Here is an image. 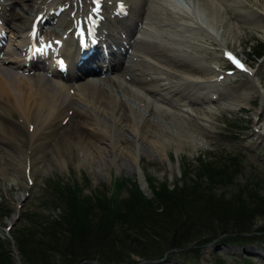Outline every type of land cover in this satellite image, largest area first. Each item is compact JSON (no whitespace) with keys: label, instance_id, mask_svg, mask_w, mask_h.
Returning <instances> with one entry per match:
<instances>
[{"label":"rangeland","instance_id":"1","mask_svg":"<svg viewBox=\"0 0 264 264\" xmlns=\"http://www.w3.org/2000/svg\"><path fill=\"white\" fill-rule=\"evenodd\" d=\"M2 1L10 3L12 2L11 7L12 10H15V12L26 13V11H28L29 13V6H25L23 10L21 4L27 2V0ZM175 1L174 2L176 4V8L172 9V11L174 13L173 15L178 18L176 20L180 22L182 18L183 24H192V21L195 19L194 21H196V23L193 24L196 27L202 28L200 29V35L203 38H206L203 39L201 37V39H198L199 41L196 40L195 47L197 49L201 48L197 51L205 60L202 63V67L196 64L194 60L190 58H185L184 60H176V58H173L172 60L171 58V60L173 61L172 64L177 68L179 66L182 71H185L187 69L192 70V72H185L192 73V76H199V80H205V82H210V77L208 76L212 73L210 67H215V69H217L216 71L220 74V78H217L218 81L216 80L219 84L217 87H215V90H218L219 86L221 88L219 91L220 99L214 98L209 102L200 100L190 103L189 106L193 109V111H190V109L187 108L186 112V107H182L179 104L175 105L169 103L166 99H163V93H161L160 91L157 93H152L138 83L132 82V85L128 83L131 89L142 95V98H147V100H149L153 104V107L155 106L157 107V109L167 108L168 110H170L169 108H171L176 113L188 116L189 121L186 124L183 123V125L181 123H177L175 120H169L167 116H165L164 118V114H161L160 110L159 112L154 113V116H152L155 119L161 120L164 125H166V122L169 130H175L176 132L181 131L182 134H185V138L183 137L184 139L182 138L183 140H180V143L177 147L174 144H170L171 146L167 144V149L164 148L163 151H156L153 147L155 145L153 141H147V144L141 143L137 140H135V142L133 140H125L124 143L123 141H120V143H116V153L122 154L131 152L136 158L135 162L133 163L128 161L131 160V158L129 159V157L124 156L126 158L125 159L119 156V158L117 157L115 163L112 162L103 164L102 162H100V160H97V158L96 161L95 159L92 160L88 154H92V156L96 155L99 158V152H97L99 150L96 148L95 144L99 145V149H104V151H107L109 150L107 148H110V142L108 138L101 136V133L97 132V126L93 123L92 120H89V124H85V130L83 131L84 136H82L83 138H79V134H76L70 140L68 139V141L65 142L67 151V162L65 164H63L64 162H60L59 158H56L53 155L54 151L52 150L50 143H47L48 145L46 150L40 149L39 153H36V150H33V152H31L32 154L30 153L31 159H33L36 154L37 156L43 157V159L35 160L33 164H30V166L29 164H27L24 165V167L22 164H17L16 161H12V164H14L16 169L13 170L11 169L12 167H10L9 173L0 174V248L3 249V251L7 250L6 252L8 255V260H11L10 262L12 264H29L28 257L26 258L24 255L22 256L18 249L15 240L16 238L14 237L15 234L25 232L27 229L33 230L34 228H36L39 230V228H42L37 225L32 226L33 220L38 217L37 215L53 219V217L57 218L58 214L61 213V207L56 204L58 203V201L56 200L57 198L53 196L54 194L52 192V184L55 181H61V183L62 180L63 182H78L80 188L82 189L83 195L95 194L97 190H99V192L105 193V191H107L111 187L112 182H114L115 179H118L119 177H124L125 179L128 178L131 179L132 182L136 181L137 183V181L141 178V175L144 177V179L146 176H151L155 179L153 180L154 183L166 180L169 184V187L172 188L174 182L179 181V178H181V168H183L184 165L189 163L196 164L197 159L206 158L207 156H209V158H220V156L225 157L227 155L231 156L235 154L240 157V160L243 163L242 173H240V175L236 178L237 182L243 183L246 180L253 182V180L257 179V177L263 178L264 181V115H261L262 111L260 109L261 107L259 101L261 96L259 97L256 90L254 89V85L252 84V82L256 83L258 89L264 94V54L262 58H258L255 60H252V54L247 55L249 45L257 44V42H264V0H239V2L235 0L236 4H234V0H220L222 1V5L225 3L219 11L220 19L219 17L216 19L210 16L208 14V8L204 9L201 2L200 4H197L193 0ZM72 2L74 4L80 2L81 4L86 5L85 2L87 1H47L45 7L47 8L51 4V7L53 8L60 5L64 10L61 9L62 14L59 16V18H75V9H72V5H70V3ZM183 4L186 7H184ZM191 4L192 7H190ZM144 6L146 7V5ZM182 6L184 10L181 9ZM187 7L188 9H185ZM193 7L196 8L194 9ZM129 10L130 11L128 12V15L125 16L123 21L128 22V24L131 23V26L133 27L136 22V14L139 13V11L141 12V10L143 9L139 6H136V4H133L131 5ZM202 10L204 13L200 12ZM247 10L250 11L251 14H253L251 18L244 15V12ZM103 11L106 12V15L110 16V11L106 2L105 5H103ZM206 13L208 15H206ZM183 14H185V16H183ZM197 14L201 15L199 17L202 18L203 14L205 15L203 19L197 21V17H195ZM210 17L215 22H213ZM207 18H209V20H207ZM112 19L116 22L117 29H119L120 32L126 33L122 28V24L120 23L121 21H117L116 18ZM215 19L218 21V23ZM66 20L67 19H65V22L64 20H60L54 24L53 22L45 23L44 31L51 30L53 32V35L49 34L48 32H46L45 34L50 35V38H55V36H66L67 34V38L71 40L73 30H69V27H67L66 25ZM254 22L255 25L253 24ZM223 23L226 25H224ZM227 24H229L230 26ZM256 25H258L257 29L254 28ZM210 28L211 30H209ZM6 30L10 33V27L6 28ZM108 39L113 42V40H115L114 35L109 34ZM226 48H230L238 53L240 52L244 57H247L246 61L250 65L248 66L249 70H247L246 72H241L243 73L241 75L240 72H234L233 75L226 77V73L230 70V67L229 65H227V63L225 64V59L221 57L222 50ZM197 51H195V49H191L189 52L191 54H197ZM120 61H122V57H118L116 60H110L109 62L119 64L118 62ZM96 63V60H89L88 63H84V65L86 68H89L92 64ZM105 64L107 66L109 65L108 63ZM193 67H195L196 69ZM121 73L122 71H119V69H117L111 71L110 74H112L111 76H117L119 74L121 75ZM19 74L31 79L30 81L34 80L33 74L26 72V69L24 71L19 70ZM154 76L158 78L159 74H154ZM98 77L99 76L90 75L88 79L90 78L93 80H97ZM122 77H126L128 79V76L122 75ZM19 83L21 85L24 84L22 83V81H20ZM221 85L224 86V90H222ZM112 89L114 93H120L124 98H127V100L130 101L132 105H137L141 110H143L142 102H138L137 99L130 95L121 93L117 88ZM228 93L232 96L237 97H239V95L244 97L249 96V98H247L249 100V105H244L240 107L239 110H231L230 107L227 108V106H225L224 100L229 96ZM244 93L248 94L245 96ZM180 109H184L185 111L183 112ZM257 113L259 116L261 115V121L259 122L256 121ZM159 116H161V118H159ZM21 119L22 114L19 111H16V113H13L12 116L9 117V120L11 122L19 125L17 126L19 127L18 132H20V136L24 137V140L28 142L29 132H31L32 128H26V126L24 127V125L20 123ZM62 121H59V123H66L68 119H64ZM91 122L93 124L90 125ZM187 125H189L190 129L187 127ZM95 127L97 128V130L95 129ZM52 130L54 131H51V133H47L46 137L48 138V140L51 139V141L54 140L53 142H56L59 135L57 127L53 126ZM189 130L191 132H189ZM59 142L60 141H57L56 143ZM138 143L141 144L139 145ZM65 144H60V151L65 150ZM134 144L137 145L135 146ZM4 146L7 148V151L9 150V152H12L10 153L13 157H15V159H19V156L17 155L22 154L20 147H17L13 144H7ZM139 146L143 147V152L139 150ZM2 154L5 155L4 153ZM71 155H73L74 158L71 157ZM4 157H7V154ZM105 159H108V157L105 156ZM16 170H18L19 172ZM262 184L263 186H261V190L264 193V182ZM144 190L147 198L153 196L151 191L152 189L148 187L146 179ZM121 191L122 192H120V196H126L125 189H122ZM53 201L55 203H53ZM257 222L261 223L264 222V220L258 219ZM41 232H46V230L43 229ZM203 250L204 252L201 254V257L198 260L199 263L195 261L192 254H189L183 255V257L172 256V258H166L163 264H200L206 262V260H209L212 257L215 258L216 256L222 257L229 264H264V239L256 243L249 244L246 247H239L237 245L234 246L231 244H226L225 246H223L219 244L217 246H206L203 248ZM243 256L247 257L248 260L245 261L244 259H242ZM137 264L152 263L140 261V263Z\"/></svg>","mask_w":264,"mask_h":264},{"label":"bare ground","instance_id":"2","mask_svg":"<svg viewBox=\"0 0 264 264\" xmlns=\"http://www.w3.org/2000/svg\"><path fill=\"white\" fill-rule=\"evenodd\" d=\"M47 1L54 2L58 0H27V2L21 3L23 10L25 6H29V13L28 11H26V13L15 12V10H12V5L10 2L4 3L3 1H0V16H2V19L8 26H11L12 30V32L9 34L10 38L8 48L5 49L6 57L5 59H1L2 65L4 64V66L3 68H0V174L9 173L10 167H12L11 169L13 170L16 169L14 164H12V161H16L17 164H22L23 166L27 164L30 166V164H33L35 160L43 159V157L37 156V154L35 157H33V159H31L30 153L33 152V150H36V153H39L40 149L46 150L48 145L47 143H50V146L54 151L53 155L56 158H59L60 162H64L63 164H65L67 162L65 142H67L68 139L70 140L76 134H79V138L84 136L83 131L85 130V124H87L89 120H92L97 126V132L101 133V136L108 138L110 142V148H107L109 149L107 151H104V149H99V145L95 144L96 148L99 150L97 151L99 152V158L96 155L92 156V154H88L92 160L95 159L96 161L97 158V160H100V162L103 164L112 162L115 163L117 157L119 158V156L123 158L129 157L131 160L128 161L133 163L135 162L136 158L131 152L122 154L116 153V143H120V141H123L124 143L125 140H133L134 142L137 140L144 144H147V141H153L155 144L153 147L156 151H163L164 148L167 147V144H174L177 147L180 143V140L185 138V134H182L181 131L180 133L178 131L176 132L175 130H169L165 121L164 122L166 125H164L161 120L155 119L152 116H154V113H157L160 110V113L164 114V118L167 116L169 120H175L177 123H181L182 125L183 123L186 124L189 121L188 116L176 113L171 108L168 110L167 108L157 109V107H153V104L147 100V98H142V95L131 89L128 83L131 85L132 82L138 83L152 93H157L160 91L163 93V99H166L169 103L175 105L179 104L182 107H186V112L187 108H189L190 111H193V109L189 106L190 103L200 100L209 102L214 98L220 99V86L218 90H215V87H217L219 84L217 83L219 73L216 71L217 69H215V67H210L212 70V73L210 72L211 74L209 73L210 75H208L210 77V82H205V80H199V76H192V73L185 72H192V70L187 69L182 71L179 66L177 68L172 64L173 58H176V60L190 58L194 60L196 64L202 67V63L205 60L197 51L201 48L197 49L195 47V41L199 38L201 39L202 37L200 35V29L202 28L196 27L193 24L196 23V21H194L195 19H192V24H183L182 18L180 22L176 20L178 18L173 15L174 13L172 11V9L176 8L175 0V2L173 0H95L96 2L100 1L102 4L105 2L108 4L107 6L109 7L111 17L115 14H121L133 4H136V6H139L143 9L141 12L139 11V13L136 14L135 20L138 22V25L135 24L134 27L131 26V23L128 24V22L123 21L124 17H118V20L121 21L120 23L122 24V28L126 32L122 35L119 29H117L116 22L110 19V17H107V20L106 15L104 14L105 12L99 11L97 8L95 9L94 6H89L91 0H88V8L86 9L83 16L81 18L75 19V21H77L75 25L77 29L83 28L80 29V32L78 33H81L83 30V36L87 37L89 33L86 32L85 26L86 24L93 23L92 25L96 28L97 36L99 35L102 36V38H106V36L108 37L109 34H113L115 35V40H117L123 46H125L126 43H129L127 39H132L134 42L129 44L130 46H128V50H126L129 52L130 48V52L124 55L122 62L111 65L110 68L107 66L105 69L104 66H102L99 68V71L95 72V70L92 68H89L88 70L82 66L81 70L83 72L77 75V73H75V69L77 68L75 63H77L79 59L78 56L76 57L75 55L76 50L74 53H69L67 50V48L73 46L75 42L77 44V39L75 40L74 44L72 40L67 43L65 41L66 44L64 43V46L58 49V51H61L69 59V61L66 63L70 66L67 77L65 75L63 76L64 73L62 74L60 72H56L54 67H43L38 70L39 72H37L36 76L33 75L34 80L30 81L31 79L18 73V70L23 69L21 68L22 65L24 67L25 65H29L34 61L33 54L30 52V50H27V40L25 39V35L28 32V29L30 31L36 19L37 25L40 24L41 19H43V15H45L44 13H47V11L43 12ZM193 1L197 4H200L201 2L204 9L208 8V14L210 16L216 19L219 17L220 19L219 11L225 4L224 3L222 5V1ZM237 1L239 2V0ZM119 2L124 4V9L121 11L116 9V6ZM234 4H236L235 0ZM51 5H49L46 10H48ZM144 5H146V7ZM77 6L78 10L80 7H83L79 4H77ZM183 6L186 7L184 4ZM183 6L181 9H183ZM185 9H188V7ZM200 12H203V10ZM208 14L206 13V15ZM204 15L205 14H203V18ZM244 15L251 18L253 14L247 10L244 12ZM183 16H185V14H183ZM199 16L201 15L197 14L195 16L197 17V21L203 19ZM207 20H209V18H207ZM212 21L215 22L213 19ZM66 23L67 26L71 25L70 19H68V21L66 20ZM253 24L255 25V22ZM257 27L258 25H256L254 28L257 29ZM209 30H211V28ZM117 34H120V36L118 35V37ZM191 49H195L197 54H191L189 52ZM74 57L76 58L73 59ZM117 69L122 71L121 75L119 74L117 76H111L112 74H109V72L111 73V71ZM89 73L97 74L99 77L97 80L90 78L88 79L87 75ZM154 74H159L160 78L155 77ZM241 74L243 73L240 72V75ZM122 75L128 76V79L126 77L123 78ZM57 76L61 78H57ZM20 81H22L24 84L21 85L19 83ZM252 84L254 85V89L256 90L259 97L261 96L259 101L261 107L260 109L262 111L261 115H264V94L258 89L256 83L252 82ZM111 87L117 88L121 93L134 97L138 100V102H142L144 111L141 110L139 106L132 105L131 102L128 101L127 98H124L120 93H114ZM221 87L222 90H224V86L221 85ZM244 94L246 96L248 93ZM228 95L229 96L227 99L225 98L224 103L225 106H227V108L230 107L231 110H239L240 107L249 105V100L247 99L249 96L244 97L239 95V97H237L232 96L229 93ZM180 110L183 112L185 111L184 109ZM16 111H19L22 114L20 123L24 125V127L26 126V128H32L31 132H29L28 142L24 140V137L20 136V132H18L19 125L9 120V117H11L13 113H16ZM261 115L259 116L258 113L256 114L257 122L261 121ZM159 118H161V116H159ZM64 119H68V121H66V123L60 124L59 121L61 122ZM93 123L91 122L90 125ZM53 126L57 127L59 134L57 141H60L59 143H56L57 141L53 142L54 140L51 141V139L48 140L46 137L47 133L54 131L52 130ZM187 127L189 128V125H187ZM97 128L95 127L96 130ZM189 132L191 131L189 130ZM7 144H13L17 147H20L22 154L17 155L19 156V159H15V157H13L11 154L12 152L10 151V153L9 150H6L7 148L4 145ZM60 144H65L64 151H60ZM134 145L136 146L137 144ZM138 148H140L139 150L143 152V147L139 146ZM2 153L5 155L7 154V157H4L5 155ZM105 156H107L108 159H105ZM71 157H73V155H71Z\"/></svg>","mask_w":264,"mask_h":264},{"label":"trees","instance_id":"3","mask_svg":"<svg viewBox=\"0 0 264 264\" xmlns=\"http://www.w3.org/2000/svg\"><path fill=\"white\" fill-rule=\"evenodd\" d=\"M263 53L260 42L247 52L257 58ZM196 161L181 168L172 188L146 176L148 198L124 177L92 195H83L78 182H53L61 213L53 219L37 215L32 226L42 228L15 234L20 253L29 264H136L189 254L199 263L207 243L246 247L263 240L264 222H257L264 220L263 178L237 182L243 163L236 154ZM6 251L0 248V264H12ZM200 264L229 263L216 256Z\"/></svg>","mask_w":264,"mask_h":264},{"label":"water","instance_id":"4","mask_svg":"<svg viewBox=\"0 0 264 264\" xmlns=\"http://www.w3.org/2000/svg\"><path fill=\"white\" fill-rule=\"evenodd\" d=\"M144 181H145V180L143 179V176H141V178H140V180H139V184H140V187H141L142 189L144 188ZM193 247H196V245H193V246H192V245H188L186 248H191V249H192ZM186 248H182V249H181V248H176L175 250H177V251H178V250H181V251H182L183 249H186ZM164 258H165V257L163 256V257L161 258V260H160V259H157V260H151V261L158 262L159 260L162 261ZM145 261H149V262H151L150 260H145ZM94 262L97 263V264H100V263L97 262L96 260H94ZM120 264H124V263H120Z\"/></svg>","mask_w":264,"mask_h":264}]
</instances>
